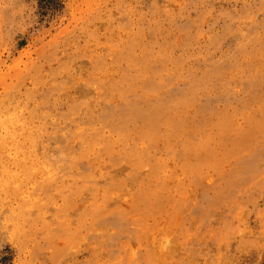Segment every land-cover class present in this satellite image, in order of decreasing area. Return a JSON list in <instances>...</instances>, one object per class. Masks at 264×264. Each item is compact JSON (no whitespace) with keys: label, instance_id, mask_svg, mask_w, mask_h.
I'll return each instance as SVG.
<instances>
[{"label":"rangeland","instance_id":"obj_1","mask_svg":"<svg viewBox=\"0 0 264 264\" xmlns=\"http://www.w3.org/2000/svg\"><path fill=\"white\" fill-rule=\"evenodd\" d=\"M0 264H264V0H0Z\"/></svg>","mask_w":264,"mask_h":264}]
</instances>
